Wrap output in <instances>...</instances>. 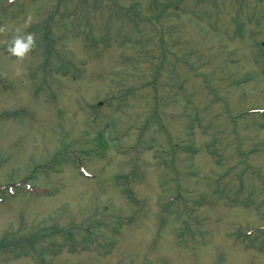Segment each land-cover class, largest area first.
Returning <instances> with one entry per match:
<instances>
[{
  "label": "rangeland",
  "instance_id": "1",
  "mask_svg": "<svg viewBox=\"0 0 264 264\" xmlns=\"http://www.w3.org/2000/svg\"><path fill=\"white\" fill-rule=\"evenodd\" d=\"M18 181L0 264H264V1L0 0V186Z\"/></svg>",
  "mask_w": 264,
  "mask_h": 264
},
{
  "label": "clouds",
  "instance_id": "2",
  "mask_svg": "<svg viewBox=\"0 0 264 264\" xmlns=\"http://www.w3.org/2000/svg\"><path fill=\"white\" fill-rule=\"evenodd\" d=\"M32 45L33 36L32 34H27L25 36L15 38L13 43L9 45V51L17 57H23Z\"/></svg>",
  "mask_w": 264,
  "mask_h": 264
},
{
  "label": "bare ground",
  "instance_id": "3",
  "mask_svg": "<svg viewBox=\"0 0 264 264\" xmlns=\"http://www.w3.org/2000/svg\"><path fill=\"white\" fill-rule=\"evenodd\" d=\"M4 204H6V202H5ZM82 254H83V253H82Z\"/></svg>",
  "mask_w": 264,
  "mask_h": 264
}]
</instances>
